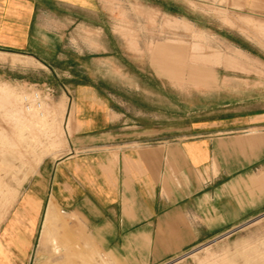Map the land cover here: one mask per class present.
<instances>
[{"label":"crops","instance_id":"1","mask_svg":"<svg viewBox=\"0 0 264 264\" xmlns=\"http://www.w3.org/2000/svg\"><path fill=\"white\" fill-rule=\"evenodd\" d=\"M62 8L91 13L97 0H0V48L60 69ZM249 80L204 93L178 124L176 104L162 115L155 90L77 91L70 150L22 192L0 233V264H30L43 222L61 214L64 237L84 236L118 264H161L233 228L231 251L217 254L264 264V77Z\"/></svg>","mask_w":264,"mask_h":264},{"label":"rangeland","instance_id":"2","mask_svg":"<svg viewBox=\"0 0 264 264\" xmlns=\"http://www.w3.org/2000/svg\"><path fill=\"white\" fill-rule=\"evenodd\" d=\"M252 1L97 0L91 13L62 8L66 37L60 69L33 54L0 48V233L30 179L70 150L77 91L134 94L137 87L146 98L155 90L162 115L169 114V103L176 104L178 124L185 109L200 107L204 93L220 87L232 92L263 78L264 0ZM37 183L32 182L30 197L38 194ZM61 217L49 227L43 222L30 264H118L106 261L100 246L84 236L64 237L60 222L68 220ZM239 234L161 264H230L217 252H230Z\"/></svg>","mask_w":264,"mask_h":264},{"label":"built area","instance_id":"3","mask_svg":"<svg viewBox=\"0 0 264 264\" xmlns=\"http://www.w3.org/2000/svg\"><path fill=\"white\" fill-rule=\"evenodd\" d=\"M237 230H238V228H233V229L227 231L226 233H224L223 235H229V234H232V233L236 232ZM223 235H222V236H223ZM220 237H221V236H220Z\"/></svg>","mask_w":264,"mask_h":264},{"label":"bare ground","instance_id":"4","mask_svg":"<svg viewBox=\"0 0 264 264\" xmlns=\"http://www.w3.org/2000/svg\"><path fill=\"white\" fill-rule=\"evenodd\" d=\"M46 221V220H45ZM48 221V220H47Z\"/></svg>","mask_w":264,"mask_h":264}]
</instances>
